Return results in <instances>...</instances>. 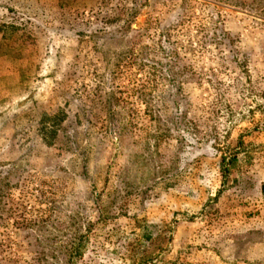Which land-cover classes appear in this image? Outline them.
I'll use <instances>...</instances> for the list:
<instances>
[{
  "label": "rangeland",
  "instance_id": "obj_1",
  "mask_svg": "<svg viewBox=\"0 0 264 264\" xmlns=\"http://www.w3.org/2000/svg\"><path fill=\"white\" fill-rule=\"evenodd\" d=\"M261 241L264 0H0V264Z\"/></svg>",
  "mask_w": 264,
  "mask_h": 264
},
{
  "label": "crops",
  "instance_id": "obj_2",
  "mask_svg": "<svg viewBox=\"0 0 264 264\" xmlns=\"http://www.w3.org/2000/svg\"><path fill=\"white\" fill-rule=\"evenodd\" d=\"M257 245H258V246H257ZM254 246H255V247H254L255 250L260 251L257 255H255L254 258L256 259V258H260V257H262L260 253H261L262 251H264V241H261V242H259L258 244L256 243V244H254ZM229 259H230V258L227 257V262L224 261L223 263H224V264H235L233 261L230 262L231 260H229ZM237 264H246V261L243 260V259H239V258H238V259H237Z\"/></svg>",
  "mask_w": 264,
  "mask_h": 264
}]
</instances>
